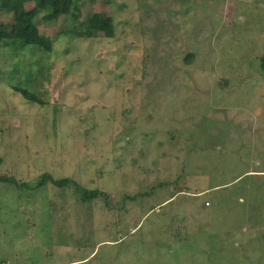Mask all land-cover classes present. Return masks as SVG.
Returning <instances> with one entry per match:
<instances>
[{"label":"rangeland","instance_id":"374dc122","mask_svg":"<svg viewBox=\"0 0 264 264\" xmlns=\"http://www.w3.org/2000/svg\"><path fill=\"white\" fill-rule=\"evenodd\" d=\"M92 13L112 37L75 36ZM78 15L35 18L51 52L0 41V264H264V0Z\"/></svg>","mask_w":264,"mask_h":264},{"label":"trees","instance_id":"16d2710c","mask_svg":"<svg viewBox=\"0 0 264 264\" xmlns=\"http://www.w3.org/2000/svg\"><path fill=\"white\" fill-rule=\"evenodd\" d=\"M81 1L83 0H1V6L13 14V19L10 23L6 24L0 22V41L14 43L19 50L29 49L30 51L51 52L53 50L54 39L39 32L35 18L40 14H44L46 19H57L60 16L71 15L74 20H77ZM28 4L31 6L29 7ZM113 33L114 26L111 16L105 13H92L83 22H79L78 29L74 34L79 38H93L102 34L106 37H112ZM260 68H262L264 73V56L260 59ZM17 91L30 103L35 99L34 95L29 93L26 88H20ZM3 181L10 183L18 182L17 184H20L19 181L10 176L3 175L0 177V182ZM48 182L59 188L75 184L72 179L55 180L49 174H43L37 186H44ZM142 194L134 195L130 199L134 200ZM144 194L150 195L148 192ZM99 196H104L100 190L85 191V189H82L81 191L83 201H90Z\"/></svg>","mask_w":264,"mask_h":264}]
</instances>
